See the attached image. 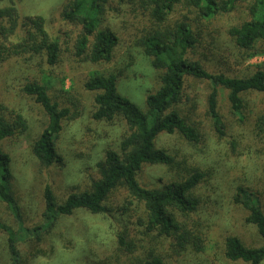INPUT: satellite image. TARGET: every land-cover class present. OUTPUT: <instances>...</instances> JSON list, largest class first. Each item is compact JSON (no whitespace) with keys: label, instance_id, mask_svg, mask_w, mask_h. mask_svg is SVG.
<instances>
[{"label":"trees","instance_id":"trees-1","mask_svg":"<svg viewBox=\"0 0 264 264\" xmlns=\"http://www.w3.org/2000/svg\"><path fill=\"white\" fill-rule=\"evenodd\" d=\"M3 1L12 0H0ZM108 3L109 0H73L65 7L63 19L82 29L72 46L74 59L91 64L111 61L121 42L113 31L101 29ZM120 4L126 7L129 18L143 22L134 42L150 60L151 67L162 72L161 87L146 98V110L142 112L117 93V75L95 73L88 78L84 88L94 94L93 120L113 126L121 123L124 127L120 150L105 151L104 159L96 164L98 178L84 191L70 193L63 201L49 185L44 186L43 211L38 221L27 227L23 222L26 207H22L17 196L12 160L1 150L5 140L22 136L27 131V123L19 112L5 117L0 107V208L9 211L16 223V230H12L0 219L9 264H31L37 258H48L54 253V244L64 242L65 238L69 241L65 244L72 245L73 239L59 231L62 221L81 209L94 216L109 214V200L119 190H123L126 197L117 211L129 217L130 227L141 233L135 236L128 227L117 233L115 250L104 254L101 263L184 264L187 255L198 256L203 251V235L195 230L194 221L189 223V220L200 209L201 202L194 191L205 182L206 174L197 166H191L187 168V177L171 180L159 189L142 187L138 176L147 165L171 170L180 163L166 148L157 146L161 135L178 134L190 143L200 142L198 128L180 106L183 99L189 102L186 93L189 79L208 87L206 114L220 136L227 127L219 114L220 90L227 92L229 111L241 124L247 119L246 97L264 96V63L249 67L251 74L248 76L235 74L244 62L264 58V0H120ZM181 4L196 19L176 17ZM239 4L246 5V18L224 31L231 49L228 46L223 49L224 43L219 39L221 46L214 41L220 47L214 49L221 55L220 62L227 65L228 74H211L199 61L190 58L199 40H204L199 26L216 25ZM0 21L4 23L0 26V66L11 57L40 59L48 68L59 64L61 45L49 37L43 18L19 19L16 8L11 5L0 10ZM18 31L23 32V37L12 43ZM46 89L35 81L21 88L22 94L39 105L48 119L47 127L27 149L32 160L44 168L60 163L57 138L63 130L62 122L69 117V110L53 103ZM252 116L253 133L264 139V112ZM253 168L264 172V162H253ZM249 192L244 191L242 201H236L249 212L246 223L257 227L261 244L248 248L238 238L226 237L223 254L225 260L232 263L260 264L264 261V214L257 195ZM19 244L28 245L25 253L20 252ZM44 244H49V248H40Z\"/></svg>","mask_w":264,"mask_h":264},{"label":"rangeland","instance_id":"rangeland-1","mask_svg":"<svg viewBox=\"0 0 264 264\" xmlns=\"http://www.w3.org/2000/svg\"><path fill=\"white\" fill-rule=\"evenodd\" d=\"M72 1L0 2V10L13 5L19 19L43 18L49 37L58 41L62 49L60 62L54 68L44 66L40 59L27 57H11L0 66V107L4 109L3 114L9 117V113L19 112L27 123V131L22 136L5 140L1 145V150L12 160L17 196L20 197L22 207H26L23 211L26 227L36 223L43 211L41 195L44 186L49 185L56 197L63 201L70 193L84 191L98 178L96 164L104 159L105 151L120 150L124 127L121 123L113 126L93 120L94 94L84 88L88 78L95 73L117 75V93L142 112L146 110V98L161 87L162 72L151 67L150 60L143 56L134 42L143 22L129 18L120 0H109L101 26V29H109L120 38L121 44L111 61L91 64L74 59L72 46L82 29L62 17L65 7ZM175 16L195 18L182 4L177 8ZM245 18L246 5L239 4L232 14L219 19L216 25L208 28L200 24L199 34L204 40H199L200 43L190 54L191 60L199 61L211 74H228L227 65L220 62L221 55L214 49L219 47L214 41L219 43V39L223 42V49L229 47L224 34L226 27L238 24ZM2 25L4 23L0 21ZM18 32V37L11 39L12 43L23 37V32ZM260 63H264V58L244 62L235 74L239 77L248 76L251 74L249 67ZM34 81L47 87L48 96L60 109L69 110V117L62 122L63 130L57 138L60 163L48 168L33 161L27 150L48 124L41 107L21 92V88ZM188 84L186 93L189 102L183 99L180 106L198 128L200 142L190 143L178 134L161 135L157 146L166 148L180 163L171 170L157 165L144 166L138 181L144 188L159 189L171 180L187 177V168L197 166L206 174V179L195 188L194 194L201 202L200 209L189 223L194 221L195 230L203 235V251L198 256L187 255L184 264H245L225 260L223 242L226 237H235L248 248L259 247L261 244L257 227L246 223L249 212L236 200L241 202L243 192L248 190L257 195L264 214V172L253 168V162H264V139L256 137L251 129L252 115L264 112V96L252 94L246 97L244 112L247 119L241 124L229 111L227 92L220 90L219 114L227 126L220 136L206 114L208 87L194 79H189ZM125 197L123 190L113 194L109 200V214L94 216L81 209L63 220L59 231L73 239L72 245L65 244L69 242L67 238L62 243L56 242L51 256L37 258L31 264H103V255L116 248L117 233L126 227L135 236L141 233L135 227H130L129 217L117 211L123 206ZM0 219L10 229L16 230L13 216L4 208H0ZM18 248L25 253L28 245L19 244ZM40 248L47 249L49 244L41 245ZM0 264H9L6 236L2 232ZM260 264H264V261Z\"/></svg>","mask_w":264,"mask_h":264}]
</instances>
